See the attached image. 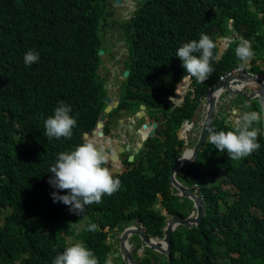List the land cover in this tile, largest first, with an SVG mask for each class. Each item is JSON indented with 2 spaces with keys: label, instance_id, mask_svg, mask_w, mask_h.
<instances>
[{
  "label": "trees",
  "instance_id": "obj_1",
  "mask_svg": "<svg viewBox=\"0 0 264 264\" xmlns=\"http://www.w3.org/2000/svg\"><path fill=\"white\" fill-rule=\"evenodd\" d=\"M102 1L0 0V264H52L71 242L70 236L83 241L102 262L109 251L105 228L111 225L114 230L128 219L140 218L150 234L162 235L166 216L152 207L159 192L170 213H187L169 188L171 167L184 144L178 130L184 119L193 116L217 75L241 65L235 55L239 41L219 63L211 62L214 72L208 80L191 79L185 101L168 120L158 122V129L153 124L157 135L146 142L143 154L154 175L144 174L141 159L126 166L110 163L121 188L104 195L100 204L85 206L80 215L52 199L53 192L64 195L67 190L49 184L50 167L59 153L74 149L97 127L106 105L98 71ZM260 10L264 11V0L252 4L249 0H145L128 24L133 29V68L124 89L152 106L169 107L166 95L176 93L187 75L177 49L198 41L201 33L217 42L230 32L228 21L233 18L235 29L252 41L254 53H260V46L264 48ZM29 50L39 53V61L26 66L24 55ZM60 101L71 106L77 124L71 138L48 139L45 120L54 115ZM232 127L218 119L212 128ZM257 139L260 149L238 161L206 142L192 167L195 172L186 176L190 184L201 185L204 221L194 228L179 226L172 255L161 264H264V135ZM205 162L209 179L198 168ZM84 215L92 219L83 222L77 233L76 222ZM89 223L97 224V230L88 231Z\"/></svg>",
  "mask_w": 264,
  "mask_h": 264
},
{
  "label": "clouds",
  "instance_id": "obj_2",
  "mask_svg": "<svg viewBox=\"0 0 264 264\" xmlns=\"http://www.w3.org/2000/svg\"><path fill=\"white\" fill-rule=\"evenodd\" d=\"M144 2L145 0L102 1V6L105 8V12L103 13L99 23V34L102 37V47L99 49L101 64L98 71L100 80L104 82V84L106 82L104 74H110V69L108 68L109 66L105 64V58L106 56H109L112 51L119 53L120 49H124L126 55L124 61L127 63L131 62V66H128L124 73L121 68L124 61L120 64V67H118V69H114L113 72H122L121 75L127 79L132 73V42L130 48H127L124 41L126 40V37H129L131 40L130 34L133 29L131 27L132 25L128 26V24L133 23V20L137 16V13L140 11ZM249 3L252 4L253 0H249ZM255 6L256 5L253 4L251 6V10H255ZM130 11H132V14L127 20L125 18L129 15L128 13ZM259 16L263 19L264 23L263 10L259 11ZM228 24L230 32L220 35L217 42H215L209 35L201 33L198 41L193 39L189 42H185L177 49L176 56L182 61V67L186 70L187 75L183 76V81L179 84L176 93L166 95L169 107L166 105L152 106L148 102L143 101L155 109L157 120L154 121L153 124H156L158 128V122L168 120L170 113L185 101L186 95L191 89V79L195 78L197 82L201 83L208 80L214 72L211 62L214 60L219 63L226 51L229 50L236 41H239L235 48V55L241 61V65L234 66L232 69L224 73H219L215 82L209 87L208 92L200 98L193 116L190 119H184L179 127L178 133L182 136L184 144L174 165L183 155L185 156L182 159L188 160H191L194 155V153L191 154V151L194 148V145L198 140L199 133L202 130L201 124L206 117L209 105L208 107H203L198 114L199 121L201 123L197 120H193V117L202 102L207 104V95L211 89L227 77H235L247 72L257 76H262L264 79L263 45L260 46V50L262 49L260 53L258 51L254 53L252 41L246 39L244 35L235 29L233 18L228 21ZM116 28H120L116 31V33H120L117 40L112 35L109 36V34H113V31ZM124 30L126 31L127 36ZM257 33L260 34L259 31ZM118 39L124 40L118 41ZM106 40L109 44H106ZM223 43L226 44L223 45ZM113 44L115 45L112 48V51H106L105 47ZM216 47L218 50L217 54L214 55L213 50ZM101 50H103V54L100 53ZM197 53L199 55H197ZM38 61L39 53L35 50H29L25 53L24 63L26 66H31L34 62ZM126 72H128L127 75H125ZM115 79H117V77ZM249 81H251L249 78L248 80L246 79L242 82L235 80V84L237 86H233L234 90H242L243 93L248 95L254 94L255 89L261 85L257 81ZM104 88L107 89L106 85H104ZM151 92L155 91L151 90ZM107 96L111 98L110 102L105 100ZM215 96L217 97V110L211 127L207 128L208 135L206 142L215 145V148L218 149L219 152L226 151L229 159L237 161L248 157L253 152L259 150L261 145L257 138L260 135H264V109H260V104L257 101L258 98L253 97L251 100H247V97L243 96V94L239 92L231 94L220 92L215 93ZM103 99L106 103H108V105H105L104 111L100 115L97 127L94 128L91 133H86V139L81 144L75 146L74 149L59 153L56 162L49 169V172L53 174L49 177V184L55 189L67 190V194L64 195H61L59 191L53 192L51 194L53 201H59L69 206V211L74 212L77 215L84 212L85 206L92 205L94 203L100 204L104 195L111 196L121 188V180L114 175L112 169L108 166L110 163L113 165L122 164V166H126L130 162L133 163L141 159L144 174L154 175V172L150 169L151 165L149 158L145 157L146 155L143 154V150L146 148V142L149 138L157 135V129L154 130V126L144 124V127L139 129L141 131L140 135L142 137V141L137 142V137H134L133 141H135V139L137 140L134 143L130 141L128 142L126 138H122L119 133H116L113 136L111 134L108 135L104 131L105 121L107 120L108 113L113 110V107L118 106V101H112L110 94H105ZM143 107H145V105H143ZM70 113L71 106L65 104L63 101H60L59 106L55 108L54 115L49 116L45 120L44 135L48 139L53 137L57 139L61 137L71 138L73 128L77 124V118L70 115ZM144 113V111L140 110V117H143ZM104 114H106V116L102 119ZM218 119H224L225 122L231 123L234 127L228 130L216 131L212 127L214 121ZM261 123L263 130L259 126ZM123 124H125V122H123ZM145 129H147L146 132L144 131ZM153 131L154 133H152ZM189 132H191V137L188 138ZM145 133L148 134L147 137H145ZM138 134L139 133L136 135ZM186 143H188L189 147L188 151L185 152L183 151V147ZM123 145H126L125 148L127 147V151H124V148L122 147ZM117 146L121 148L122 152L117 151ZM137 149L138 151H136ZM201 150L199 152V157ZM114 156H117L118 158H114ZM131 156H133V159H131ZM198 162L199 159L195 164L183 165V171L177 170L175 178L179 183L185 185L192 192L196 193L205 205V199L201 192V185L197 182L190 184L187 180L188 178H186V176L188 177L195 172L196 169L192 167L196 166ZM198 168L201 169L203 174H206L208 179L211 178L207 167L202 166ZM180 175L181 179L179 178ZM169 188L172 194L179 196L181 206H183V208L187 211L186 215L183 212H177L174 214H181L183 217L190 216L194 207V200L184 197V201H181L183 198L181 191L176 187L171 188L170 186V175ZM159 196L160 200L157 202V198ZM157 198L152 207L156 210H160L162 214L166 216V224L163 227L162 235L150 234L140 218L128 219L123 222L121 226H114V230L111 225L110 227L107 226L105 228V230L109 232V236L107 238L109 251L107 253L108 258H106V260H102V262L98 261L94 252L86 247L83 241H74V236H70L71 242L53 259L52 264H132L126 261L122 254L119 256H114V254L120 251V238L123 237V234L130 228L137 229V224H140L141 227L144 228L146 234L150 236L154 242L161 241L163 247L167 249V244L164 242L165 231L168 220L173 214L164 207L162 201L163 195L161 192L158 193ZM88 219H92V217L90 215H84L80 217L78 222H76L77 233L80 232L81 227L83 228L82 223H86ZM124 224L127 225L124 226ZM179 226L181 225H178L176 229ZM97 227V224L89 223L87 230L94 232L97 230ZM175 230L172 234V241ZM125 246L135 260L144 264H161L164 260L170 259L173 251L172 247L171 255L167 256L159 250L152 249L149 245H144L143 239L134 233L129 235ZM159 254L165 255L164 260H161L158 257Z\"/></svg>",
  "mask_w": 264,
  "mask_h": 264
},
{
  "label": "water",
  "instance_id": "obj_3",
  "mask_svg": "<svg viewBox=\"0 0 264 264\" xmlns=\"http://www.w3.org/2000/svg\"><path fill=\"white\" fill-rule=\"evenodd\" d=\"M121 1V0H117ZM101 54H103V50L100 51ZM128 72H126L125 75H127ZM251 80V81H257L261 86L257 87L255 89V93L252 95H248L246 93H243L242 90H234L233 86H237L235 84V80H239L240 82L244 80ZM249 81V82H251ZM243 87V86H242ZM242 89V88H239ZM225 93V94H231V93H236L239 92L243 94V96L247 97V100H251L253 97H257V101L260 104V109H264V79L262 76H257L252 73H243L242 75H237L235 77H227L225 80L220 81L217 86H215L213 89L210 90V92L207 95V104L202 102L199 106V108L196 111L195 116L193 117V120H197L199 123V116L198 114L200 113L201 109L203 107H208L206 117L203 121L202 125V130L199 133L198 140L196 144L194 145V148L191 151V154L194 153L193 157L191 160L188 159H182L185 155H183L174 165V167L171 169V174H170V186L171 188L176 187L178 190L181 191L183 198L181 201H184V197H188L193 199L194 201V207L192 212L190 213L191 215L188 217H183L181 214H173L170 219L168 220L167 226H166V231H165V238L164 242L167 244V249L163 247V244L161 241L154 242L150 236H148L144 230V228L141 227L140 224H137V229L136 228H130L128 229L124 234L123 237L120 238V244L121 248L119 252H116L114 256H119L123 255L124 259L132 264H144L141 263L133 258V256L130 254L128 249H126V240L128 239L130 234H137L143 239V244L144 245H149L152 249L159 250L163 253H165L167 256L171 255V250L173 247V241H172V234L173 231L176 229L178 225H183L187 228H193L196 226H199L202 224L204 216H205V205L202 201V199L194 192H192L188 187L185 185L179 183L176 178L175 174L177 170L183 171V165L185 164H195L198 159H199V152L204 145V143L207 141V128L211 127L212 122L215 117L216 113V106H217V97L215 96V93ZM106 101H111L110 97L105 98ZM110 109V108H108ZM107 109V110H108ZM106 116H102V119ZM263 127H264V121H263ZM145 132L147 129L144 130ZM154 133V131L152 132ZM148 134L145 133V137H147ZM191 137V132L188 133V138ZM188 143H186L183 147V151H188ZM138 151V149L136 150ZM131 159H133V156H131ZM160 200V196L157 198V202ZM127 224H124L126 226Z\"/></svg>",
  "mask_w": 264,
  "mask_h": 264
},
{
  "label": "flooded vegetation",
  "instance_id": "obj_4",
  "mask_svg": "<svg viewBox=\"0 0 264 264\" xmlns=\"http://www.w3.org/2000/svg\"><path fill=\"white\" fill-rule=\"evenodd\" d=\"M128 66H131V62L127 63L124 61L123 65H121L123 73ZM121 74L122 72L104 74L106 80L104 85L107 87V89H105L106 94H110L112 101H118V106H114L113 110L107 115L104 131L112 136L119 133L120 136L126 138L128 142H136V139L133 141L134 137H137V142H141L142 137L139 129L143 128L144 124L153 126V122L157 120L156 111L147 105V103L143 102L142 99L133 98L130 93L124 89L127 78L123 77ZM116 77L117 79H115ZM107 105L108 103H106V106ZM143 105H145V107H143ZM140 110L145 112L143 117H140ZM123 122H125V124H123ZM137 133L139 134L136 135ZM125 146L126 145H123L122 147L124 148V151H127L128 149L127 147L125 148ZM117 148V151L122 152L119 146H117Z\"/></svg>",
  "mask_w": 264,
  "mask_h": 264
},
{
  "label": "rangeland",
  "instance_id": "obj_5",
  "mask_svg": "<svg viewBox=\"0 0 264 264\" xmlns=\"http://www.w3.org/2000/svg\"><path fill=\"white\" fill-rule=\"evenodd\" d=\"M128 14L129 15L125 18L127 20L131 17L130 15L132 14V11H130ZM118 29H120V28H116L114 30L115 32L113 31V34H109V36L112 35L117 40L118 36L120 35V33L119 34L116 33V31ZM124 32H125V34L127 36V33H126L125 30H124ZM113 37H110V38H113ZM122 40H124V39H122ZM122 40L118 39V41H122ZM124 43L127 45V48H130L131 40H130L129 37H126V40L124 41ZM106 44H109L107 40H106ZM114 45L115 44L105 47L106 51H112V48L114 47ZM125 58H126V55H125V50L124 49H120L119 53H117L116 51H112V53L109 56H106L105 64L109 66L108 68L110 69V73L113 72L114 69H118V67H120V64L125 60ZM207 165H208V163L205 162L203 166L207 167ZM179 178L181 179V175L179 176ZM158 257L161 260L162 259L164 260L165 255L159 254Z\"/></svg>",
  "mask_w": 264,
  "mask_h": 264
},
{
  "label": "bare ground",
  "instance_id": "obj_6",
  "mask_svg": "<svg viewBox=\"0 0 264 264\" xmlns=\"http://www.w3.org/2000/svg\"><path fill=\"white\" fill-rule=\"evenodd\" d=\"M111 87V86H110ZM114 89V88H113Z\"/></svg>",
  "mask_w": 264,
  "mask_h": 264
}]
</instances>
